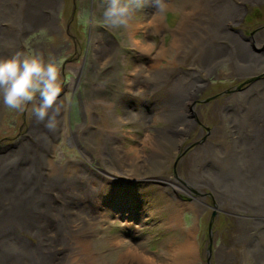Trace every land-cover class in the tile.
<instances>
[{
	"label": "rangeland",
	"instance_id": "374dc122",
	"mask_svg": "<svg viewBox=\"0 0 264 264\" xmlns=\"http://www.w3.org/2000/svg\"><path fill=\"white\" fill-rule=\"evenodd\" d=\"M202 1L165 0L160 12L156 0H129L127 26L113 27L103 18L107 0H60V31L44 26L21 40V52L43 43L45 53L50 41L69 45L55 59L60 114L56 129L42 133L47 139L31 105L16 114L4 106L0 118V158L14 155L21 138L30 148L43 142L41 176L48 181L38 192L62 207L67 237L79 229L67 243L50 227L39 240L43 264H80L81 256L82 264H264V178L257 176L264 159L259 167L250 161L244 128L223 123L225 116H249L264 94V72H256L264 63V1L245 4L238 24L222 32L210 59L235 62L207 78L192 55L183 58L181 44L170 49L184 16ZM203 22L188 21L199 29ZM231 39L253 42L250 62L230 49ZM159 51L166 58H157ZM189 70L196 71L197 92L185 88ZM24 234L28 246L37 245Z\"/></svg>",
	"mask_w": 264,
	"mask_h": 264
},
{
	"label": "bare ground",
	"instance_id": "6f19581e",
	"mask_svg": "<svg viewBox=\"0 0 264 264\" xmlns=\"http://www.w3.org/2000/svg\"><path fill=\"white\" fill-rule=\"evenodd\" d=\"M261 1L264 0L202 1L199 3L197 11L184 16V22L182 21L181 27L175 33L170 49L174 53L179 49V44H181V50L184 55L183 58L192 55L193 63L205 70L206 75H203V78H207L213 74L214 70L216 68L218 69L223 62L230 63V65L233 66L235 61L232 58L228 57L226 60H221V57L210 59V54L217 52L220 48L219 38L222 32L225 33L224 35L226 36V29L232 28L238 24L243 16L244 5L259 3ZM59 2L60 0H18L10 6H8V2L5 3L6 5H0V34H2V38L0 35V42L4 39L5 48L6 46L8 47V45L12 47L16 46L17 51H20L21 40L23 38L28 39L32 33L38 31L41 27L47 26L54 31H60L57 27L58 24L56 26ZM222 2H224L226 6L219 7ZM188 16L193 18L196 22L200 21L202 23V21H204L203 23H205V25H203V29H199L195 26L189 27ZM6 22H9V25L13 27L15 26L14 30L11 29L13 33L2 26V24H6ZM3 27L4 29H2ZM186 30L187 34L184 32ZM6 32H8L10 38H8ZM184 43L196 46L199 50L192 47L190 51H187L189 48L184 45ZM252 44V41L244 42L243 40L237 41L231 39L230 49L237 52L239 48L240 52L244 55V57H240V59L244 62H250L252 56L248 50L252 48ZM45 45L46 44L43 46V43L36 44V51L43 55V57L44 54H47L53 59L57 58L61 50L66 51L69 46L68 43L57 44L50 41L45 48V53H43ZM106 45V49L110 47L114 48L113 44L109 41H106ZM3 48L0 50V58H8L13 55L9 54L6 50L7 48L5 50H3ZM165 56H167V52L165 51H159L157 54V58H164ZM108 57L109 56L106 58ZM106 58L105 61H107ZM262 64L264 63H261L260 68L256 71L257 74H262L264 72V65ZM150 68L152 69V66ZM246 68L248 67L243 66V70ZM189 71L185 73L188 80V82L185 83V88L191 89L192 92H197L200 86L199 82H196V71ZM152 76L151 74V77ZM151 77L149 80H152ZM160 78V76H156L154 80ZM147 79L148 78L145 80ZM238 100L235 98V102H238ZM3 107V105H0V118L2 116L1 114H3ZM10 112L16 114L18 111L15 112V110H10ZM247 114L249 113L247 112L246 115ZM223 123L227 125H229V123L233 125L236 123L235 127L239 128L238 132H240V129L244 128L243 131L246 132L245 137L248 138L246 139L248 140L247 144L250 147V161H254L258 164V167L261 166L262 158L264 159V94L259 97L257 95L249 116H245L244 119H240L238 116H234V118L225 116ZM33 127L37 128L38 126L33 124L32 128ZM45 129L44 126L41 128L38 127L41 137L38 136L42 139H47V136H44ZM43 132L44 134L42 135ZM235 133L236 132H234V134ZM220 139L224 141L226 138L223 136V138L221 137ZM103 141L104 144L108 143V139L106 138ZM25 145L26 149H24ZM19 146L21 147L18 148L14 155L0 158V264H43L44 248L39 240L41 238L46 239L50 227L55 225L57 233L61 234V237H67L61 229L63 224L60 223L64 221L61 217L63 209L52 200H48L46 195L44 196L42 193L38 192L37 185L40 186L48 181V179L46 180L41 176L43 174L41 170L40 153L43 142L39 140L36 146L34 145V147L32 146L30 148L27 141L21 138ZM10 154L11 153L8 155ZM31 169H33V171H31ZM255 170L257 169H251L252 173H254ZM257 176L264 178V167L260 169ZM41 190L42 188L40 191ZM57 194L61 195L60 192H57ZM58 210L61 211L59 212ZM76 218L79 219V215L76 216ZM51 219L53 221H51ZM81 219H79V221ZM67 232L68 237L66 239L68 243L72 240L71 236H76L75 234L79 232V229L72 227V229L67 230ZM24 233L33 235V238L38 240L37 245L28 246L25 239L26 234ZM62 240L66 244V241L64 239ZM78 262L80 264L84 262L82 256L79 258Z\"/></svg>",
	"mask_w": 264,
	"mask_h": 264
},
{
	"label": "clouds",
	"instance_id": "9594fccd",
	"mask_svg": "<svg viewBox=\"0 0 264 264\" xmlns=\"http://www.w3.org/2000/svg\"><path fill=\"white\" fill-rule=\"evenodd\" d=\"M156 2L160 12L167 10L165 0ZM130 8L129 0H107L104 22L113 27L127 26ZM61 91L59 65L55 59L46 61L39 52L31 50L0 58V104L15 111H23L31 105L35 120L48 131H54L58 125Z\"/></svg>",
	"mask_w": 264,
	"mask_h": 264
}]
</instances>
